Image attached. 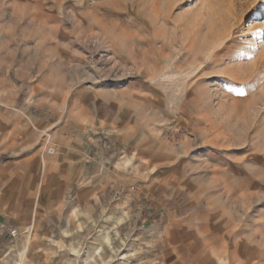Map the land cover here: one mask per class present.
<instances>
[{
	"label": "rangeland",
	"instance_id": "374dc122",
	"mask_svg": "<svg viewBox=\"0 0 264 264\" xmlns=\"http://www.w3.org/2000/svg\"><path fill=\"white\" fill-rule=\"evenodd\" d=\"M25 100L0 264H264V0H0V106Z\"/></svg>",
	"mask_w": 264,
	"mask_h": 264
},
{
	"label": "crops",
	"instance_id": "0c3cea01",
	"mask_svg": "<svg viewBox=\"0 0 264 264\" xmlns=\"http://www.w3.org/2000/svg\"><path fill=\"white\" fill-rule=\"evenodd\" d=\"M2 85L9 88V87H11L12 82L9 81L6 83H2ZM16 98H17V96L14 97L12 94H10V97L6 98V102L14 104V103H16L15 102ZM11 108L13 110H16V109H14V106ZM12 109H7V108H4L3 106H0V157L7 152L11 153L13 155V157H15V156L17 157L22 150L27 149L29 147L32 148V150H33L32 151L33 157H36V158H37V156L40 157L41 155L39 154L38 137L32 131V129L28 128V125L26 124L28 121L25 122L27 119L24 118L27 115V113L32 115V107H31L29 100H25L23 103H21L18 111H13ZM54 124L55 123L48 121V122L41 123V125L40 124L39 125L42 127L44 126V127L51 128V127H53ZM93 129L89 130L88 124L81 121L77 124L74 131L70 130L69 127L67 128V126H66L64 129L66 133L63 134L62 138H59V135H61V133L63 132V129L58 128V127L55 128L57 139L58 138L62 139V141L64 140L65 143H67V141L69 140V137H71L72 141H75V138H76V141H75L76 143H74V144L76 145L77 148L80 149V152L83 151V148H84L83 145L85 143L86 144L90 143V141H91L90 140V137H91L90 134L94 133ZM72 134L75 135V138ZM89 146H90V144H89ZM89 151L91 153H93V151H91L90 147H89ZM80 152H78V154L76 153L75 157L81 158ZM68 155L72 157L73 155H75V153L70 152V153H68ZM42 159L44 160V156ZM15 160H17V159H15ZM15 160H13V161L15 162ZM16 164L18 167L19 161H16ZM8 165L9 164H2L0 162V175L4 174L5 170L8 168ZM67 165L69 166V164L62 166V169H67ZM80 168L82 169V166H80ZM82 171H84V170H82ZM4 189H5V185L3 183V180H0V202L2 200V195H3ZM85 212L86 211L83 210L81 212L82 215H85ZM34 229L36 232L37 231L36 229H38V228H34ZM37 232H36V234H37Z\"/></svg>",
	"mask_w": 264,
	"mask_h": 264
},
{
	"label": "bare ground",
	"instance_id": "6f19581e",
	"mask_svg": "<svg viewBox=\"0 0 264 264\" xmlns=\"http://www.w3.org/2000/svg\"><path fill=\"white\" fill-rule=\"evenodd\" d=\"M259 11V10H258ZM257 11V12H258ZM218 24V23H217ZM215 25V26H213V28L212 29H210L208 32H207V35H204L205 37L203 38V40L202 39H200V40H202L198 45L199 46H197V48L195 47V44L192 46V48H191V54H193V56H194V58H195V60L194 61H196V60H198L199 59V53H200V51H201V49H202V47H204L206 44H207V42L209 41H216V40H218V39H221V38H223V37H225L226 36V34L227 33H225L226 32V29H227V27L225 26V24L223 23V21H221V23H219L218 25ZM227 31H228V29H227ZM203 37V36H202ZM199 40V41H200ZM198 41V42H199ZM192 44V43H191ZM189 47V46H188ZM191 47V46H190ZM226 47V45L224 46H222L218 51L220 52V51H223L224 50V48ZM190 50V49H189ZM49 151L51 152L52 150L51 149H49ZM32 233L30 232V236H29V238H32ZM28 244H29V240H28ZM27 244V245H28ZM27 248H25V250L21 253V258L22 257H25L26 255V253H27ZM25 262V261H24ZM16 264H21V260H19V262L18 263H16Z\"/></svg>",
	"mask_w": 264,
	"mask_h": 264
},
{
	"label": "built area",
	"instance_id": "2783aa9c",
	"mask_svg": "<svg viewBox=\"0 0 264 264\" xmlns=\"http://www.w3.org/2000/svg\"><path fill=\"white\" fill-rule=\"evenodd\" d=\"M43 137H44V140H45V144L48 146V151H49V149H51L52 150L51 152H53L54 151L53 148L48 145L51 142V134L49 132H44L43 133ZM10 234L11 235H15L16 231L15 230H10Z\"/></svg>",
	"mask_w": 264,
	"mask_h": 264
}]
</instances>
